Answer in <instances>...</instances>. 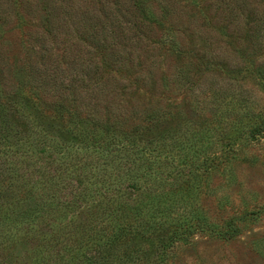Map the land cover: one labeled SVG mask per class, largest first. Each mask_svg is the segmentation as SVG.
<instances>
[{"label": "trees", "instance_id": "obj_1", "mask_svg": "<svg viewBox=\"0 0 264 264\" xmlns=\"http://www.w3.org/2000/svg\"><path fill=\"white\" fill-rule=\"evenodd\" d=\"M40 1L43 13L38 19L44 30L37 32L34 0H0V138L15 137L19 149L27 145L38 154L34 160L44 154L57 156L55 166L26 172L19 184V193L28 185L30 193L37 188L44 195L34 208L17 195V205L23 206L13 221L14 236L26 234L22 225L36 221V212L43 207L60 208L61 171L76 174L78 181L89 180L92 163L83 158H96V178L89 180V191L73 197L106 217H100L104 225L99 230L92 226L98 231H91L84 241L69 238L76 242L75 248L69 247L71 258L64 254L47 258L48 253L41 252L37 264L55 259L69 264H166L169 252L180 242L191 243L197 232L221 239L237 236L241 224L256 214L250 206L256 201L249 203L238 194L240 204L235 205L231 196H221L220 204L234 209L232 216L222 219L197 201L214 191V173L227 175V186L238 179L240 152L225 151L222 145L225 156H217L215 147L263 130L256 126L245 131L242 125L243 118L254 116H260L264 125L263 107L228 91L224 82L206 84L205 75L215 64L231 69L235 78L245 68L231 67L221 52L179 50L173 41L175 59L193 66V72L180 66L175 81L190 91L195 107L185 100L139 102L134 97L141 86L148 81L157 85L155 75L164 64L155 53L156 27L166 25V15L181 0ZM187 1L194 8L207 3ZM208 1L210 17L227 22L232 31L239 29V18L247 23L257 17L247 0ZM13 19L29 31L27 41L32 39L23 59L10 56L11 50L1 46L4 27ZM212 91L222 96L225 109L204 113L202 95ZM238 119L240 125L228 126V121ZM50 136L55 142L47 149L40 147ZM106 183L115 196L124 194L127 199L99 192ZM132 193L134 198L128 197Z\"/></svg>", "mask_w": 264, "mask_h": 264}, {"label": "rangeland", "instance_id": "obj_2", "mask_svg": "<svg viewBox=\"0 0 264 264\" xmlns=\"http://www.w3.org/2000/svg\"><path fill=\"white\" fill-rule=\"evenodd\" d=\"M34 2L33 14L34 20L37 21L34 24L39 27L37 32H41L44 29L40 28L42 23L38 18L43 13L42 5L40 0H34ZM247 2L248 7L257 10L256 19L244 23L243 18H239L236 20L240 25L239 29L232 31L227 22L222 23L221 20L217 22L210 17L208 12L210 5L207 3L205 7L194 8L193 4L187 0L176 1V8L172 7V13L166 15V25L157 26V32H154L153 36V39L158 41L156 57L164 63L155 75V79L158 80L157 85L150 81L145 82L139 90V95L134 98L139 102L149 99L156 101L157 98L170 99L165 104L185 100L195 107V101L188 96H192L190 91L175 81L180 66L185 65L184 68H187L185 70L190 69L193 72L192 65L184 64L185 60L175 59L172 53L175 50H172L171 45L176 42L179 50L193 53L206 50L214 52L215 55L221 52L228 63L223 62L230 63L231 67L245 68L235 78L236 74L231 69L221 63L215 64L213 70L205 75L206 84L208 85L211 81L224 82L222 85L228 91H236L242 98L250 97L254 105L258 104V108H264V69L262 70L264 68V0H247ZM201 9L204 10L201 12ZM158 12L161 13V7ZM190 17L192 18L189 19ZM25 32L29 31L20 27L17 19L5 25L1 46L11 50L10 56L14 55L23 59L29 52L32 39L27 41ZM142 58L143 56L140 59ZM210 61L215 62L211 59ZM194 62L195 59H193ZM151 84L155 86H150ZM206 92V95H202L204 113L217 108L225 109L222 96H216L214 91ZM162 104L164 105L163 102ZM185 116L188 117V114L185 113ZM190 117L192 120L197 119L196 116L190 115ZM254 117L255 119L251 120L242 119L245 131L256 126L262 127L263 130L241 136L230 145L227 142H221L215 147L217 156H225L224 149L220 147L222 145H225V151L233 149L235 152L237 149L240 152L239 161L236 163L238 168L236 184L227 186L228 176L222 174V171L216 172L211 188L214 191L210 195L199 197L197 203L198 206L209 211L211 216L222 219L232 216L234 209L230 206H222L220 197L229 195L235 205H238L240 204L238 194H243L247 202L254 204L256 201L255 205H250L251 210L256 214L252 216L253 219L241 224L240 232L234 238L221 239L205 232H197L191 243L180 242L169 252L166 264H264V125L260 116ZM238 125H240L239 119L228 121V126ZM48 138L51 140L40 147H46L55 142L56 137ZM61 153L58 152V155ZM36 155L38 154L31 153L27 145L19 149L16 138L13 136L0 138V264H37L38 254L40 255L41 252L48 253L47 258H56L57 254H64L65 258L69 259L71 258L69 247H76V242L69 238L81 237L84 241L89 234L98 231L104 225L100 223V217L103 215L94 212L90 208L91 204L87 205L85 201L73 197V195H82L83 192L89 191L91 189H88L91 185L89 180L94 181L96 178L94 175L97 174L96 158L82 157L83 161L92 163L89 166V180L81 179L79 181L82 182L79 183L76 174L61 171L63 179L57 185V189L63 194L59 195L60 208L49 210L43 207L36 212L39 215L36 221L29 220L22 225L27 233L18 238L14 236L17 225L15 226L13 221L18 207L23 206L22 203H27L34 208L38 203V197L44 195L43 191L37 188H33L34 192L30 193L28 185H24L19 193L17 188L23 182L25 173L32 170L36 172L45 166H55L57 162L55 159L57 156L52 153L44 154L43 158L34 160ZM103 178L106 179L107 176ZM99 192L115 196L108 183L101 186ZM17 195L22 200L19 206L16 200ZM128 195L134 198L135 194ZM115 197L120 200L127 199V195L124 194ZM65 225H68L66 229L63 228ZM96 225L99 227L98 230L92 231V226ZM68 262L55 259V261L46 260L43 264H69Z\"/></svg>", "mask_w": 264, "mask_h": 264}]
</instances>
